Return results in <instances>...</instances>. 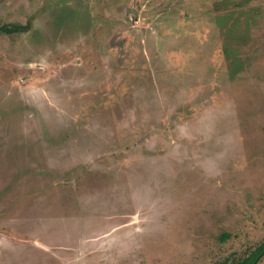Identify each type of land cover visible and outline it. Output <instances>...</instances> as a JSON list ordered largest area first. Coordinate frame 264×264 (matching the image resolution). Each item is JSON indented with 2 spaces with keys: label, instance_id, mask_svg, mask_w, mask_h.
<instances>
[{
  "label": "rangeland",
  "instance_id": "374dc122",
  "mask_svg": "<svg viewBox=\"0 0 264 264\" xmlns=\"http://www.w3.org/2000/svg\"><path fill=\"white\" fill-rule=\"evenodd\" d=\"M12 24L29 30L0 32V264L256 250L264 0H0Z\"/></svg>",
  "mask_w": 264,
  "mask_h": 264
},
{
  "label": "trees",
  "instance_id": "16d2710c",
  "mask_svg": "<svg viewBox=\"0 0 264 264\" xmlns=\"http://www.w3.org/2000/svg\"><path fill=\"white\" fill-rule=\"evenodd\" d=\"M29 30V26H21V25H4L0 28V32L14 35L19 33H24ZM227 237L223 238V241H226ZM264 256V240L262 243L256 248V250L246 259L241 262H237L235 264H257L258 261ZM218 264H228V263H218Z\"/></svg>",
  "mask_w": 264,
  "mask_h": 264
}]
</instances>
